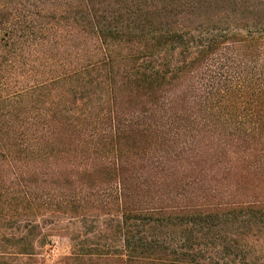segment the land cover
Returning <instances> with one entry per match:
<instances>
[{
  "label": "trees",
  "instance_id": "1",
  "mask_svg": "<svg viewBox=\"0 0 264 264\" xmlns=\"http://www.w3.org/2000/svg\"><path fill=\"white\" fill-rule=\"evenodd\" d=\"M0 30L58 68L0 149V264H264V0H0Z\"/></svg>",
  "mask_w": 264,
  "mask_h": 264
},
{
  "label": "rangeland",
  "instance_id": "2",
  "mask_svg": "<svg viewBox=\"0 0 264 264\" xmlns=\"http://www.w3.org/2000/svg\"><path fill=\"white\" fill-rule=\"evenodd\" d=\"M6 44L4 31L0 30V45ZM13 60V62H11ZM54 56H30L24 52L17 57L6 54L0 61V138L1 148L30 144L32 136L41 138L43 118L55 111V88L46 84L57 76ZM45 87V88H44ZM17 149V148H16ZM55 258L69 255L71 244L67 238L53 239Z\"/></svg>",
  "mask_w": 264,
  "mask_h": 264
}]
</instances>
